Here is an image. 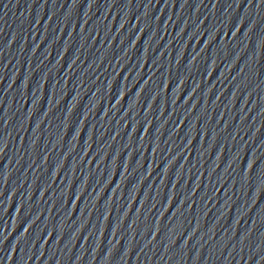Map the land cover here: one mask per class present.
Segmentation results:
<instances>
[{"label": "water", "instance_id": "95a60500", "mask_svg": "<svg viewBox=\"0 0 264 264\" xmlns=\"http://www.w3.org/2000/svg\"><path fill=\"white\" fill-rule=\"evenodd\" d=\"M220 75L264 163V0H174Z\"/></svg>", "mask_w": 264, "mask_h": 264}]
</instances>
